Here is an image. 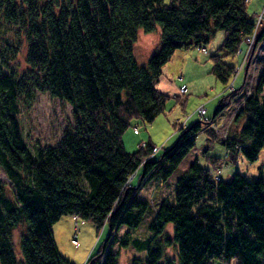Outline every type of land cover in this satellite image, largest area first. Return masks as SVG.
<instances>
[{"label": "trees", "instance_id": "16d2710c", "mask_svg": "<svg viewBox=\"0 0 264 264\" xmlns=\"http://www.w3.org/2000/svg\"><path fill=\"white\" fill-rule=\"evenodd\" d=\"M157 26L160 46L139 65L133 53L138 32ZM10 27L18 30L15 39L7 38ZM254 27L247 0H0L6 46L0 66L8 67L0 70V167L15 188L8 196L0 182V264H75L60 254L52 232L64 214L90 219L98 230L110 225L86 264H118V252L110 249L114 232L137 229L148 211L152 235L129 241L146 256L131 264H174L168 247L179 264H264V178L249 180L239 171L214 178L198 161V151L207 148L195 142L202 130L222 142L232 161L257 159L264 147V66L253 91L236 104L233 120L244 122L234 136L224 138L223 126L213 124L241 85L225 91L211 118L180 126L158 159L151 158L153 142L129 152L122 141L132 119L148 123L164 111L170 96L156 84L176 48L200 45L223 29L221 47L233 55ZM263 37L264 28L257 41ZM22 47L27 67L19 72L8 64ZM222 55H210L212 71L227 85L236 69ZM35 92L71 106L60 137L45 146L27 142L20 120ZM139 168L146 181L162 186L177 174L173 196H158L154 207L137 197L129 178ZM21 224L16 248L13 231Z\"/></svg>", "mask_w": 264, "mask_h": 264}, {"label": "rangeland", "instance_id": "374dc122", "mask_svg": "<svg viewBox=\"0 0 264 264\" xmlns=\"http://www.w3.org/2000/svg\"><path fill=\"white\" fill-rule=\"evenodd\" d=\"M164 2H169V0H164ZM257 5L262 6H260L259 12L255 10ZM247 9L250 18L256 23L259 13L262 14L261 11L264 9V0H247ZM262 26H264V18L261 19L256 30L245 36L246 43L243 41L240 44L241 51L233 55L224 54V49L221 47L224 37L223 29H217L207 41H202L200 45L193 44L176 48L170 58L162 64L156 84L159 90L170 96L164 111L148 123L132 119L131 125L122 135L125 149L132 152L138 148L140 142L151 141L159 149L157 154H155L157 150L153 152L152 159H158L164 150L175 143L180 126L187 127L195 120H200L201 116L198 112L200 106H203V117L211 118L225 91L238 88L241 85L242 89L239 90L238 97L230 102L214 121L217 127L223 126L222 134L226 132L231 134L234 129L239 130L244 118H241L237 123L233 120L230 124V118L227 120L226 118L236 107L237 102L242 99L243 94L253 91L257 74L264 66V37L256 42L257 30ZM16 32H18L17 28L6 29L7 38L15 39ZM22 39L24 38L22 37ZM159 46V26L148 33L139 30L137 39L133 43V53L137 63L145 64L147 58L157 51ZM5 49L6 46L0 43V55ZM214 53L223 54L222 60L236 69L227 85L218 80L212 71L210 55ZM24 56L25 48L22 47L16 59L10 61L8 65L22 72L27 67ZM7 68V66H0V70L3 69V71ZM180 86L186 88V91L179 89ZM20 120L27 142L32 146L35 144L45 146L52 144L60 137L66 122L71 120V106L68 102L61 101L48 93L35 92L32 104L28 110L21 112ZM195 142L196 147L200 148L205 145L207 148L205 152L197 155L198 161L201 166L209 169L214 178L227 179L230 174L236 171L246 174L249 180L259 176L264 178V147L260 150L255 161H249L244 157L232 161L229 155L225 156L222 142L217 138L210 139L202 130L197 132ZM176 176L177 174L170 179L172 182L166 186H157L152 180L146 181L147 176L139 183L136 178L133 184L137 188V197L148 200L150 206L154 207L158 196L164 194L173 196ZM0 182L5 193L8 196H13L15 188L1 167ZM150 213L148 211L147 215ZM147 215L137 229L133 228L128 231L126 227L122 226L117 232H114L116 236L111 242L110 249L118 252V264H131L134 258H145L146 252L135 249L129 244V241L135 238L144 240L152 235ZM23 228L24 224H21L13 231L16 248H18V240ZM171 231L172 225L169 224L166 233L171 235ZM52 232L60 254L75 264H86L89 255L97 251L101 243L108 237L109 231L108 227L98 230L97 224L90 219L64 214L52 224ZM125 232L127 233L125 234ZM127 239L128 245H122ZM165 255L168 259L174 260V264H179L173 247L166 248ZM210 264L224 263L215 260Z\"/></svg>", "mask_w": 264, "mask_h": 264}, {"label": "crops", "instance_id": "0c3cea01", "mask_svg": "<svg viewBox=\"0 0 264 264\" xmlns=\"http://www.w3.org/2000/svg\"><path fill=\"white\" fill-rule=\"evenodd\" d=\"M261 6V5H260ZM259 5H257L256 7H255V10H257L258 12L261 10L260 8L262 7H260ZM179 89H182V90H184V91H186V88H182L181 86L179 87ZM164 92V91H163ZM237 101V100H236ZM239 101H241V100H239ZM238 101V102H239ZM237 102V103H238ZM235 112H236V107H234V109H233V111L231 112V114L226 118V120L228 119V118H230L229 119V124L233 121V118H234V115H235ZM225 122V121H224ZM224 124V123H223ZM243 124V123H242ZM241 124V125H242ZM241 125H240V127H241ZM238 132V130H236V129H234V131H232V133L231 134H227L228 136H234L236 133ZM205 146V145H204ZM201 148H203V147H200V149L199 150H201ZM158 151H159V149H157V151H156V153L155 154H157L158 153ZM198 154H200V151H198ZM239 157H243L242 155H239L238 157H237V159H239ZM151 158H153V154H152V156H151ZM140 172H141V168H139L138 169V175L140 174ZM134 181V180H133ZM155 183H156V185L158 186V185H160V186H162L161 185V183H160V181H155Z\"/></svg>", "mask_w": 264, "mask_h": 264}, {"label": "water", "instance_id": "95a60500", "mask_svg": "<svg viewBox=\"0 0 264 264\" xmlns=\"http://www.w3.org/2000/svg\"><path fill=\"white\" fill-rule=\"evenodd\" d=\"M260 33V32H259ZM249 60V59H248ZM247 64H248V62H247ZM247 64H246V67H247ZM246 67H245V69H246ZM143 175H144V168H143V171H142V173H141V175H140V177H139V179H141L142 177H143ZM109 232H108V237H109V235H110V232H111V226L109 225V230H108ZM107 237V238H108ZM106 238V239H107Z\"/></svg>", "mask_w": 264, "mask_h": 264}, {"label": "built area", "instance_id": "2783aa9c", "mask_svg": "<svg viewBox=\"0 0 264 264\" xmlns=\"http://www.w3.org/2000/svg\"><path fill=\"white\" fill-rule=\"evenodd\" d=\"M260 17H262V15ZM252 38H253V36H252ZM252 38H249V40H252Z\"/></svg>", "mask_w": 264, "mask_h": 264}]
</instances>
